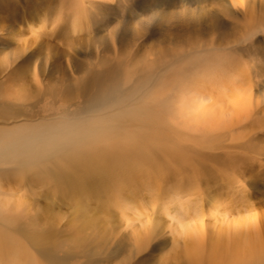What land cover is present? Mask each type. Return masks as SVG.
<instances>
[{"label": "rangeland", "instance_id": "1", "mask_svg": "<svg viewBox=\"0 0 264 264\" xmlns=\"http://www.w3.org/2000/svg\"><path fill=\"white\" fill-rule=\"evenodd\" d=\"M58 126L0 161L55 264H187L185 228L264 264V0H0V134Z\"/></svg>", "mask_w": 264, "mask_h": 264}, {"label": "bare ground", "instance_id": "2", "mask_svg": "<svg viewBox=\"0 0 264 264\" xmlns=\"http://www.w3.org/2000/svg\"><path fill=\"white\" fill-rule=\"evenodd\" d=\"M115 85V84H114ZM112 85L107 88V96L111 93L114 96ZM116 99L115 101H117ZM56 126V125H54ZM64 127L58 126L50 130L43 127L32 129L30 133L21 134H0V161L5 162L7 168L15 170L18 166L13 160L31 161L41 153L45 141ZM140 143L138 148L140 153H146ZM119 150H115L117 152ZM29 162V161H27ZM81 162L87 164L88 160L82 159ZM2 168H0V172ZM7 187H4V185ZM7 179L0 182V264H55V258L43 246L34 244L33 235L29 231L31 224L36 227L41 224L39 218L43 212V205L40 200L34 201L27 198L25 193L14 189ZM34 218L36 221L33 222ZM33 222V223H32ZM84 230V229H79ZM185 240L182 252H184L187 264H241V257L251 258L261 246L259 236H243L239 239L238 235L242 229L232 230L226 241L217 245L224 244L218 251L210 254L205 261L199 256L202 250V237L196 230L185 228L182 230ZM73 243L76 246L80 243ZM198 237V238H197ZM88 241V240H85ZM71 244V247L72 245ZM72 248H75L72 247ZM135 255L127 249L123 255H113L112 261L116 264H129ZM179 260L172 259L170 264H178ZM56 263H61L58 259Z\"/></svg>", "mask_w": 264, "mask_h": 264}]
</instances>
